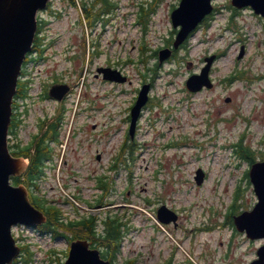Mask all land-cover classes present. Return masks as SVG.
<instances>
[{
    "label": "rangeland",
    "instance_id": "obj_1",
    "mask_svg": "<svg viewBox=\"0 0 264 264\" xmlns=\"http://www.w3.org/2000/svg\"><path fill=\"white\" fill-rule=\"evenodd\" d=\"M111 1L116 6L110 20L87 29L80 8L69 0H51L50 8L39 15L49 42L47 52L53 56L39 61L36 68L29 66V90L24 85L26 96L18 99L20 109L28 112L21 116L17 138L29 141L41 119L39 132H43L56 112L54 101L39 97L53 71L64 74L61 79L74 90L64 103L59 139L52 145L53 165L46 164L45 177L35 193L44 204L59 208L65 222L94 217L97 232L87 239L90 244L104 237L100 235L103 218H118L124 237L113 264L129 259L135 264H153L169 256L170 248L173 264H183L188 257L187 229L190 264H249L264 238H247L226 217L229 212L232 220L256 202L252 183L246 178L250 164L234 146H248L250 156L264 159V18L248 9L234 10L230 0H213L216 12L208 24L193 33L176 57L158 64L155 50L174 36L170 10L176 0ZM141 6L154 10L143 17L145 22L139 17L145 11ZM45 45L41 39L40 46ZM241 47L243 54L238 58ZM211 53L218 57L211 69L213 87L187 91V76L198 71L204 56ZM156 63L152 73L150 68ZM108 64L123 71L130 82L114 85L101 76L95 78V66ZM143 82L152 85L150 98L130 138L126 117ZM83 93L95 100L91 116L79 109ZM73 128L79 133L71 137ZM123 142L124 159L115 162ZM198 168L204 172L201 184L195 181ZM99 174L107 176L108 193L96 188ZM101 194L108 205L97 202ZM157 201L181 214L178 228L165 225L173 238L157 227ZM63 231L79 233L78 227ZM13 234L27 246L16 264L64 261L65 237L52 238L22 227H16ZM95 243L105 252L103 244Z\"/></svg>",
    "mask_w": 264,
    "mask_h": 264
},
{
    "label": "water",
    "instance_id": "obj_2",
    "mask_svg": "<svg viewBox=\"0 0 264 264\" xmlns=\"http://www.w3.org/2000/svg\"><path fill=\"white\" fill-rule=\"evenodd\" d=\"M47 0H0V264H9L18 252L10 234V227L16 223H40L44 218L27 200L22 187L12 186L10 175L21 167L22 159L10 156L6 145V133L10 120V104L15 93L17 77L25 55L31 49V43L36 31V12L46 5ZM237 7L251 6L256 13L264 15V0H232ZM210 0H181L179 6L171 12L174 27L180 29L173 43L177 47L196 27L203 17L211 11ZM171 53L169 48L161 49L159 61ZM242 54V51L240 55ZM213 56L206 58V65L199 74H193L186 80V87L191 91L199 90L203 85L211 86L208 70ZM103 78L124 81L117 70L102 68ZM148 84L139 91L137 100L131 109L129 133L132 136L140 108L147 100ZM66 85H56L50 90V95L59 99L66 92ZM20 161V162H19ZM249 177L254 186L258 202L251 211H244L234 216V224L240 231H245L250 238L264 237V161L251 165ZM196 182L201 183L203 173L196 171ZM158 215L165 223L176 216L173 211L164 206L158 209ZM258 258L250 264H264V245L257 250ZM64 264H109L99 258L98 250L88 249L85 241L71 243L68 258Z\"/></svg>",
    "mask_w": 264,
    "mask_h": 264
},
{
    "label": "trees",
    "instance_id": "obj_3",
    "mask_svg": "<svg viewBox=\"0 0 264 264\" xmlns=\"http://www.w3.org/2000/svg\"><path fill=\"white\" fill-rule=\"evenodd\" d=\"M97 2H102V9L108 10L109 7H111V4L106 2V0H97ZM87 14H90V10H86ZM147 10L143 11V13L139 16L142 21L144 20L143 17L147 14ZM89 17V16H87ZM37 42V40H36ZM141 50H144L143 45L141 46ZM149 70V68H147ZM155 69H152V72H154ZM17 92L24 96V86L23 84H19L17 88ZM19 121L13 120L10 123L11 128L15 127ZM14 129V128H13ZM56 125H51L47 134H44L43 137H39L38 139L31 140L29 143L21 144L20 141H17L13 145V150H11V153L13 155L18 156H24L29 157V164L25 172L21 176H15L11 178V181L14 185H18L23 182L29 183L30 187H36L35 183L38 180V176L41 173V165L43 164V161L49 157L50 150L48 145L44 142L45 138L53 139V136L55 135ZM32 147H34L32 149ZM11 148V147H10ZM236 152L245 158H248L250 161H252V156H250V151L247 147H244L241 145V143L237 146ZM100 186H104L105 184L103 181L99 182ZM32 204L43 211L46 216L47 220L44 224H42V231H50L54 233H58L57 229L58 227H65L68 229H72V227H78L79 233L77 236H83L84 235H90L92 238L96 235V228H95V218L92 216L89 217H80V220L78 221H70L66 223L63 221L60 217V211L52 205H46L44 204L43 200L38 196L35 195V193L32 196V199H30ZM97 201H100V198H98ZM229 219V218H228ZM230 220V219H229ZM104 224V230L100 233V235H104L103 238H95L98 241L100 245L105 246V257L108 256V254L111 255V257H115L119 251L120 246V240H121V221L118 218H110L105 217L102 219ZM231 222V220H230ZM82 233V234H81ZM93 241V240H92ZM97 244V243H96ZM27 249V246L23 248V251ZM28 252H25L24 255H27ZM135 260H126L124 264H135Z\"/></svg>",
    "mask_w": 264,
    "mask_h": 264
},
{
    "label": "flooded vegetation",
    "instance_id": "obj_4",
    "mask_svg": "<svg viewBox=\"0 0 264 264\" xmlns=\"http://www.w3.org/2000/svg\"><path fill=\"white\" fill-rule=\"evenodd\" d=\"M166 45H168V44H166ZM185 44H182L181 46L183 47ZM174 53V52H173ZM27 61V60H26ZM25 61V62H26ZM24 62V65L27 63H25ZM23 65V66H24ZM23 66H22V76H23ZM98 67V66H97ZM97 67H96V69H97ZM94 76L97 78V76H96V74H94ZM57 82H59V81H55V83H57ZM70 90H71V85H70ZM46 94L45 95H47L48 96V94H47V91L45 92ZM20 97V94L19 93H17L16 92V95H15V97H14V99H13V108H15L16 107V104H17V99ZM95 102V100L93 99V98H91V97H89V96H86V93H83V97H82V99H81V101H80V103H79V109L81 110V113L84 111V113L86 114H88L89 113V115L91 116L92 115V112L93 111H95V106H96V104L94 103ZM64 103H65V100L63 101H61V104H60V110L61 111H63V110H65V107H64ZM80 114V113H79ZM126 120L128 121V116H127V118H126ZM93 126V125H92ZM159 204H158V207L160 206V205H162L164 202L163 201H159L158 202ZM157 207V208H158ZM178 212V211H177ZM178 214V222H177V224H175V227L174 228H178V225H180V213L178 212L177 213ZM189 237V242H188V252H187V255H188V259L186 260V264H190V230H188V234H187V238ZM168 255L169 256H167V257H165L164 259H162V260H158V264H173V259H174V254H173V249L172 248H170L169 249V251H168ZM184 264V263H183Z\"/></svg>",
    "mask_w": 264,
    "mask_h": 264
}]
</instances>
